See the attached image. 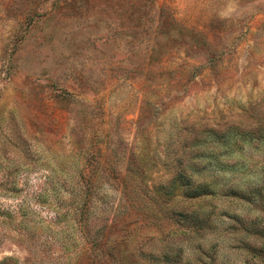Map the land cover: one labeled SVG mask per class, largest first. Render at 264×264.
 <instances>
[{"label":"rangeland","instance_id":"374dc122","mask_svg":"<svg viewBox=\"0 0 264 264\" xmlns=\"http://www.w3.org/2000/svg\"><path fill=\"white\" fill-rule=\"evenodd\" d=\"M202 127L264 128V0H0V264H264L263 147L167 185Z\"/></svg>","mask_w":264,"mask_h":264},{"label":"trees","instance_id":"16d2710c","mask_svg":"<svg viewBox=\"0 0 264 264\" xmlns=\"http://www.w3.org/2000/svg\"><path fill=\"white\" fill-rule=\"evenodd\" d=\"M201 40L204 44H206V39L202 38ZM202 129L203 132L206 133V137L203 140L196 139L191 145H189V147H191L193 151L191 150V154H189L190 156H188L187 159H191V161L187 160V163H184V157L186 156L184 151H187L185 146L184 149L181 150L179 155L175 157L177 158L174 165L176 171L174 172V176L170 178V183L167 184L173 185V183L178 182V184L183 187L185 191L184 193L189 199L203 198L213 191L211 185L214 186V180H208V175L200 173L203 170H207L209 167H212V171L214 173H208L215 176L217 174V171L221 170L220 168L225 164L219 158H221L224 153L227 154L230 148L229 142L228 140H226V134L230 131V129L229 131L227 130L226 132H224V134L220 135L217 134L219 132H216L218 128H210L207 131L205 130V127H202ZM191 132H193L192 129L190 130V133ZM230 132V134L234 137V143L232 144V146H234L235 149H241V144L247 140L248 142H251L253 146L260 148L263 147L264 150V128L260 129L256 127V130L249 131L248 128L242 127L239 130L232 129V131ZM207 138L212 139L211 142H213L210 149H208L209 145L204 144ZM208 152H210V154ZM182 155L184 157H182ZM212 160L215 161V163ZM235 162H237V159H235ZM83 183L84 193L86 195H89L91 191V182L89 180H86L83 181ZM261 188H264V182L261 187H254L252 189V192L260 194L259 191Z\"/></svg>","mask_w":264,"mask_h":264}]
</instances>
